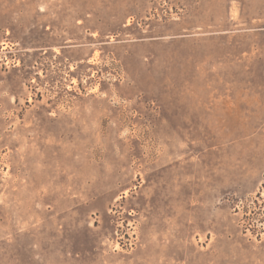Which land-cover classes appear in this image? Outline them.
Wrapping results in <instances>:
<instances>
[{
  "label": "rangeland",
  "instance_id": "obj_1",
  "mask_svg": "<svg viewBox=\"0 0 264 264\" xmlns=\"http://www.w3.org/2000/svg\"><path fill=\"white\" fill-rule=\"evenodd\" d=\"M0 264H264V0H0Z\"/></svg>",
  "mask_w": 264,
  "mask_h": 264
}]
</instances>
